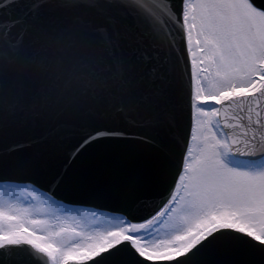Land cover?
<instances>
[{
    "label": "snow or ice",
    "instance_id": "obj_1",
    "mask_svg": "<svg viewBox=\"0 0 264 264\" xmlns=\"http://www.w3.org/2000/svg\"><path fill=\"white\" fill-rule=\"evenodd\" d=\"M0 264H264V0H0Z\"/></svg>",
    "mask_w": 264,
    "mask_h": 264
},
{
    "label": "water",
    "instance_id": "obj_2",
    "mask_svg": "<svg viewBox=\"0 0 264 264\" xmlns=\"http://www.w3.org/2000/svg\"><path fill=\"white\" fill-rule=\"evenodd\" d=\"M82 134V133H81ZM83 141H81L82 143ZM87 149L86 151H82V155L80 156V159L75 162V164H72L73 157L69 154L68 163L64 164L63 162H58V166L60 167L61 171H66L69 168L72 169V171H77L84 169L87 165H89L91 162L97 159L98 155L101 153V151H108L110 150L109 145H97L93 144L92 147L85 146ZM71 174V173H70ZM42 191V190H41ZM150 199L158 200L159 197L155 194H149ZM66 204H68L67 201H65ZM73 206H82V207H92L91 203H75V204H68Z\"/></svg>",
    "mask_w": 264,
    "mask_h": 264
},
{
    "label": "rangeland",
    "instance_id": "obj_3",
    "mask_svg": "<svg viewBox=\"0 0 264 264\" xmlns=\"http://www.w3.org/2000/svg\"><path fill=\"white\" fill-rule=\"evenodd\" d=\"M37 195H39V193H37Z\"/></svg>",
    "mask_w": 264,
    "mask_h": 264
}]
</instances>
